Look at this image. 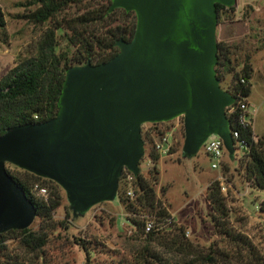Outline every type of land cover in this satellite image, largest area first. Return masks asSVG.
<instances>
[{"label":"water","instance_id":"water-1","mask_svg":"<svg viewBox=\"0 0 264 264\" xmlns=\"http://www.w3.org/2000/svg\"><path fill=\"white\" fill-rule=\"evenodd\" d=\"M235 2L112 0L110 10L136 14L132 40H118L119 53L107 62L68 69L54 118L0 136V234L28 228L37 215L6 164L58 184L76 218L117 198L124 169L140 173L146 123L182 115L184 156L213 134L232 155L226 108L235 97L215 72L216 4Z\"/></svg>","mask_w":264,"mask_h":264},{"label":"rangeland","instance_id":"rangeland-1","mask_svg":"<svg viewBox=\"0 0 264 264\" xmlns=\"http://www.w3.org/2000/svg\"><path fill=\"white\" fill-rule=\"evenodd\" d=\"M29 1L0 0L6 21L5 28L0 30V80L18 63L37 54L46 31L54 29L58 23L65 27L66 23H71L72 19L86 13L88 9L106 5L105 0H93L79 7H71L50 22L37 26L27 19L34 9L28 4ZM246 5L253 8L246 10ZM232 7L235 13L229 16L222 15L218 22L216 39L217 42H223L229 47L236 72L241 70L244 58L250 57L253 69L250 99L253 106V131L264 141V0H236ZM105 27L106 24H100L98 27L93 24L86 31L99 29L100 33L106 30ZM83 29L85 27L81 28ZM55 43L59 57L69 64L73 63L76 50L63 31H56ZM230 81L232 76L226 75L220 84L226 88ZM142 127L148 129L154 143L158 136L153 133L149 123ZM174 137V152L160 156L156 163L159 179L155 189L158 200L172 218V225L168 229L171 233H161L162 237L171 239V242L178 241L185 246L165 248V251H172L170 256L176 260L195 259L200 253L212 258V261L206 262L207 264H252L250 261L244 262L245 254L241 246L235 240L219 234L212 221V210L206 192L213 181H219L221 187L225 188L221 189V192L229 209V230L236 237L247 238L254 246L256 255L264 259V214L257 210L259 204L264 201V192L256 189L247 180L243 151L234 144V152L231 155L224 145L225 154L221 166L213 169L214 161L204 151V145L209 137L192 156H184L182 152L183 126L177 128ZM144 147L145 155L139 162V169L140 173L147 176L153 167L147 154L149 150L151 151V144ZM6 168L18 175L14 165L6 164ZM37 184L44 185L48 197L54 191L49 183ZM129 217L131 216L124 211L117 195L115 200L100 203L84 215L74 218L65 193L61 206L54 213V221L56 224L64 221L69 228L66 230L58 228L54 232L47 250L48 254L55 264H111L110 258L117 253L120 257L129 258L135 247L144 244L137 238L132 224L126 219ZM39 224L40 219L36 217L32 226L37 229ZM75 238L95 240L101 245L100 251L103 252L97 251L96 256L87 259L84 252L75 245ZM4 245L6 251L0 249V259L3 253L30 257L27 250L14 237L8 238ZM151 247L159 249L157 242Z\"/></svg>","mask_w":264,"mask_h":264},{"label":"trees","instance_id":"trees-1","mask_svg":"<svg viewBox=\"0 0 264 264\" xmlns=\"http://www.w3.org/2000/svg\"><path fill=\"white\" fill-rule=\"evenodd\" d=\"M92 1L30 0L28 4L33 6L34 9L27 16V19L34 25L41 26L71 7H79ZM105 1V6H95L93 9H88L86 13L72 19L71 23H66L65 27L58 23L54 29L46 31L37 54L33 58L18 63L0 80V136L12 127L39 124L54 118L58 113V100L67 70L72 67L83 66L88 62L96 65L107 62L119 53V48L116 45L118 40H132L137 22L135 12H127L122 8L110 10L112 0ZM251 8H253L251 5L246 6V10ZM216 10L218 22H220L222 15L229 16L235 13L233 7H225L221 4H216ZM93 24L96 27L100 24H106V30H102L100 33L99 29L86 31ZM5 26L4 13L0 7V30L4 29ZM82 27H85V29L81 30ZM102 27L104 28L103 25ZM58 30L64 32L67 40L76 50L74 62L71 64L63 61L56 52V31ZM217 48L218 62L215 66L217 78L221 83L225 80L226 75L232 76V81L229 82L226 88L221 86L222 89L233 97L241 94L242 97L248 98L251 92L250 79L252 76L250 57L246 56L244 58L241 70L236 72L229 47L223 42H217ZM241 79H244L246 83L242 84ZM228 120L230 130L239 133L237 141L244 143L242 150L246 178L256 189L264 192V141L254 134L251 125L239 126L229 116ZM149 125L153 131L156 130V124ZM157 131H155L156 134ZM254 137L257 138L256 141ZM142 139L147 147L151 144V151L149 150L147 154L153 167L149 170L147 176L142 173L134 176L127 169H124L119 179L117 195L124 211L131 216L126 219L132 224L137 238L142 240L144 244L135 247L129 258L120 257L118 253L114 254L110 258L111 264H207V261H212L209 255L203 256L198 253L195 259L176 260L170 256L173 253L172 251H165V248L171 249L185 245L175 240L171 242V239L161 235V233H171L168 229L172 225V218L162 202L158 200L155 189L159 179L156 163L159 161L160 156L154 151L153 139L150 132L144 127H142ZM173 152L172 150L171 153ZM16 169L18 175L13 174L6 168L7 173L34 204L37 210L36 217L40 219V224L37 229H34L31 225L23 230H10L0 234V249L2 251H6L4 242L8 238L14 237L19 240L30 256L17 257L10 255V253H3L0 264H55L47 250L54 232L58 228L64 230L69 228L64 221L57 224L54 221V213L61 206L65 192L59 185L49 179L38 177L17 167ZM37 182L49 183L52 186L51 188L54 191L50 193L47 199L40 198L34 193L33 186ZM121 183L123 186L128 187H123ZM129 188L134 193L133 198L128 195L130 190L127 189ZM206 198L212 210V221L219 234L235 240L241 246V250L245 254V263L250 261L252 264H264V259L256 255L254 246L247 238L236 237L229 230V209L221 192L219 181H213L208 186ZM257 210L259 213L264 214V201L259 204ZM68 218L71 219V216ZM147 218L154 220L155 227L150 233L146 234L145 220ZM161 225H163L162 229H160ZM74 242L84 252L87 259L96 256L97 251L103 252V250L100 251L101 245L95 240L75 238ZM156 242L159 249L151 247ZM190 255L194 256L195 254Z\"/></svg>","mask_w":264,"mask_h":264},{"label":"built area","instance_id":"built-area-1","mask_svg":"<svg viewBox=\"0 0 264 264\" xmlns=\"http://www.w3.org/2000/svg\"><path fill=\"white\" fill-rule=\"evenodd\" d=\"M241 83H246L244 79H241ZM250 105L248 103L247 98L242 97L241 94H238L235 97V102L226 108V115L231 117L233 122L235 124H238L239 126H252V121L250 119ZM169 123H173V125H169ZM153 124V123H149ZM156 124V130L153 131L154 134L158 136V139L154 141V151L159 156H167L169 154H172L171 151L174 149L173 143L174 140V132L177 130V128L181 125L184 126V118L183 116H179L171 121L168 122H160V123H154ZM143 126V125H142ZM166 126V127H165ZM168 126V127H167ZM148 130V129H147ZM153 130V129H152ZM232 137L235 141V144L242 150L244 143L237 141V138L239 137L238 131H232ZM254 140L256 141L257 138L254 137ZM204 151L205 153L214 161L213 162V169H217L221 166L222 159L224 157V143L223 140L213 134L211 135L208 140L206 141L204 145ZM243 151V150H242ZM130 179V177H128ZM222 190H225L224 187H221ZM33 191L36 194V196L40 198L46 199L48 197V191L45 187L35 184L33 186ZM128 195L133 198L134 193L133 191H129ZM154 220L151 218H147L145 220V233H150L154 229ZM163 228V225H161L160 229Z\"/></svg>","mask_w":264,"mask_h":264},{"label":"crops","instance_id":"crops-1","mask_svg":"<svg viewBox=\"0 0 264 264\" xmlns=\"http://www.w3.org/2000/svg\"><path fill=\"white\" fill-rule=\"evenodd\" d=\"M247 6V5H246ZM252 71H253V69H252ZM250 83H251V79H250ZM252 84V83H251ZM251 95H252V86H251V92H250V95L248 96V98H247V100H248V103H249V105H250V111H249V115H250V119H251V121L253 120V114H252V112H253V110H252V105H251ZM252 127H253V124H252ZM254 132V131H253ZM255 134V133H254ZM256 135V134H255ZM257 136V135H256ZM257 137H259V136H257Z\"/></svg>","mask_w":264,"mask_h":264}]
</instances>
